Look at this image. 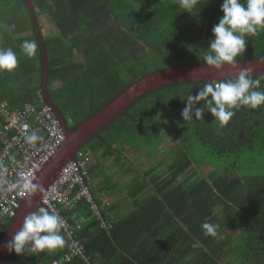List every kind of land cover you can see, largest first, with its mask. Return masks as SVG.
Listing matches in <instances>:
<instances>
[{"label":"trees","instance_id":"trees-1","mask_svg":"<svg viewBox=\"0 0 264 264\" xmlns=\"http://www.w3.org/2000/svg\"><path fill=\"white\" fill-rule=\"evenodd\" d=\"M15 1L27 8L25 0ZM30 1L31 31L9 37L8 47L0 45L18 57L16 69L0 71V99L16 107L38 106L37 92L46 93L69 129L142 76L171 65L205 63L202 52L223 15V0H199L190 13L179 7V0ZM163 24H168L164 35ZM25 40L37 44L32 57L21 48ZM41 40L49 62L45 90ZM255 44H260L255 51L264 49V30L247 37L237 61L258 58ZM208 82L217 83L177 81L147 92L92 138L96 147L82 146L93 152L110 148L105 156L117 151L130 162L126 173L132 171L130 180L136 181L131 185L133 209L112 215L115 204L104 205L91 184V198L110 229L100 227L90 202L81 199L70 208L58 204L59 216L74 227L71 238L61 229L66 246L53 253L31 252L29 241L23 253L14 252L5 264H49L72 245L82 246L90 263L75 256L62 264H264V105L234 109V117L221 127L200 101L195 108L205 107L202 121L193 116V122H185L186 96L197 95ZM166 113L175 118L167 120ZM171 134L177 142L165 146ZM197 142L208 157L204 163L191 153ZM154 152L159 158L147 157ZM3 222L7 226L10 221ZM205 222L220 225L217 236L204 234ZM3 233L0 225V237ZM234 237L243 245L231 249Z\"/></svg>","mask_w":264,"mask_h":264},{"label":"clouds","instance_id":"clouds-1","mask_svg":"<svg viewBox=\"0 0 264 264\" xmlns=\"http://www.w3.org/2000/svg\"><path fill=\"white\" fill-rule=\"evenodd\" d=\"M198 3L199 0H179V7L184 9V12L190 13ZM220 11L223 15L211 30L213 39L209 42L208 50L202 52V59L205 64L217 69L225 64L235 66L238 58L243 55L246 49L247 37L256 36L261 30H264V0H223ZM15 27L14 24L7 26L6 31L11 33ZM21 48L27 56L32 57L36 54L37 44L34 40H25L21 44ZM17 66L16 52L11 48H0V71L11 72ZM251 72V68L242 69L235 78L225 79L217 83H205L197 95H187L185 98L186 105L181 113L183 120L191 123L194 116L195 120L202 121V114L206 107L220 126L224 127L234 117V109L241 106L257 109L264 105V90H259L264 75L254 79ZM209 97L210 99H208ZM200 101H204L205 107L195 108ZM194 108L195 111H193ZM24 127L27 129L28 125ZM42 140L43 137L35 131L25 136V141L29 145H35ZM6 171L7 169L0 165V173ZM24 187L30 192L36 186L26 183ZM42 195L40 205H43L41 203ZM27 196L20 201L17 211ZM16 214L0 219V225L4 223L3 220L15 218ZM63 224L64 221L59 215L49 213L41 207L38 213L30 214L25 218L21 230L14 235L6 247L9 251L21 254L25 250L26 243L31 241L32 246L29 249L31 252L62 249L66 246V240L61 235ZM201 227L205 235L215 237L220 225L205 222ZM198 246V242L193 245V247Z\"/></svg>","mask_w":264,"mask_h":264},{"label":"built area","instance_id":"built-area-1","mask_svg":"<svg viewBox=\"0 0 264 264\" xmlns=\"http://www.w3.org/2000/svg\"><path fill=\"white\" fill-rule=\"evenodd\" d=\"M37 97L40 102L45 100L41 91L37 92ZM25 125H28L27 129ZM32 131L43 137L35 145H29L25 141V136ZM64 140L62 123L49 103L40 107L24 103L22 107H16L8 100L0 99V165L7 169L5 173H0V182L4 186L0 193V219L16 214L20 201L29 192L24 185L34 184ZM93 155L94 152L89 148L78 149L74 158L60 166L44 191L41 203L50 213L59 215L58 204L70 208L73 203L83 199L90 202V208L100 227L110 229L111 223L103 218L100 206L91 198L92 181L88 169ZM60 218L64 221L62 229L71 238L74 227L65 218ZM80 226V223L76 225L77 228ZM75 256L88 259L82 246L72 245L68 254L52 259L49 264H62Z\"/></svg>","mask_w":264,"mask_h":264},{"label":"water","instance_id":"water-1","mask_svg":"<svg viewBox=\"0 0 264 264\" xmlns=\"http://www.w3.org/2000/svg\"><path fill=\"white\" fill-rule=\"evenodd\" d=\"M40 38V37H39ZM44 51V90L47 87L46 77L48 72V58L45 55L46 49L42 44ZM251 68V76L256 74H264V59H248L237 61L235 66L223 65L217 69L212 66H208L205 63L199 65H171L162 70L151 72L145 76L140 77L133 84L125 88L120 92L112 102L104 106L103 108L96 110L87 119L82 121L77 127L69 130L64 118L61 116L55 105L47 98L45 94V100L49 103L56 116L60 119L65 131V140L62 146L57 150L55 156L51 161L45 165L44 171L40 174L35 181L36 186L31 190L27 198L22 202L20 206L19 214L11 220V223L6 227L4 234L0 239V264H5L12 255V251L7 249V245L12 241L14 235L21 230L25 218L35 213L40 207V197L50 181L55 177L59 166L64 163L65 158H74V153L82 146L87 137L97 132L105 122L112 119V116L124 111L125 108L135 99L145 95L147 92L154 90L160 86L174 83L177 81H219L227 78H235L238 76L242 69ZM80 143V144H79Z\"/></svg>","mask_w":264,"mask_h":264},{"label":"crops","instance_id":"crops-1","mask_svg":"<svg viewBox=\"0 0 264 264\" xmlns=\"http://www.w3.org/2000/svg\"><path fill=\"white\" fill-rule=\"evenodd\" d=\"M25 3L27 5V8L21 7L19 5V3L15 0H0V19H1L0 20V22H1L0 23V45L8 47L9 46V41H8L9 37H15V35L24 36L31 31L32 24H33L31 22V19L33 16L32 11H31V9L33 7V1L25 0ZM13 24L16 26L15 30L11 33L7 32L6 31L7 26H10ZM36 25L37 24L34 25L35 29H36ZM54 32H56V30ZM214 82H217V80ZM10 83H12V81ZM114 98L112 99V101L114 100ZM135 100H133L130 104H132ZM126 108H125V110H126ZM121 112H123V111H121ZM121 112L112 116V119L105 122V124L102 127H100L96 133L87 137V139L83 143H81L82 146H88V145L90 146L89 143L92 144V141H91L92 138L95 135L99 134V132L101 131V129L104 126H106L109 123H112L115 120V118L118 115H120ZM125 142H126V140L123 142V145L125 144ZM118 143L119 142H116L115 145H118ZM125 145H127V144H125ZM82 146L79 147L78 149L82 148ZM91 146L96 147V145L94 143ZM108 152H111L110 148L106 152H105V149H103V148H99V150L94 151V155L91 157V163H90V166L88 169V172L90 174L91 181H92L91 186H92L93 192H95L98 195V197L101 198L103 203L108 202L109 204L110 203L115 204L116 209L118 208V214L117 215H122L123 213H127L129 210L134 208V207L132 208V202H131V198L134 196V194H133V191H132L131 186H130V179H131L130 174L133 172L128 170L129 173H126V168L129 166L128 163H130V162H128L126 159H124V157L122 156L121 153L119 154V152H117V151H116V153L112 151L113 153H110V154H108V156H105L106 153H108ZM75 153H74V155H75ZM68 159H70V158H65L64 162L67 161ZM133 163H136V161H134ZM43 169H42V171H44ZM42 171H41V173H42ZM40 174H39V176H40ZM115 183L117 184V186L115 188L111 189V187L113 185H115ZM124 186L127 187L126 192L124 191L125 190ZM128 187H129V189H128ZM0 191H1V188H0ZM116 194H118V196H116ZM122 194L126 195L125 199H124V200H126V204L121 203V201L117 200V198L122 196ZM113 198H115L114 201H113ZM129 198H130V200H128ZM111 199H112V201H110ZM119 200H122V199H119ZM125 207H127V209ZM9 221H10L9 222V224H10L11 220H9ZM2 225L4 228V232H5L6 227H8L9 225L4 226V225H6L4 223ZM55 251H58V249L52 250L51 252L53 253Z\"/></svg>","mask_w":264,"mask_h":264},{"label":"rangeland","instance_id":"rangeland-1","mask_svg":"<svg viewBox=\"0 0 264 264\" xmlns=\"http://www.w3.org/2000/svg\"><path fill=\"white\" fill-rule=\"evenodd\" d=\"M168 29V24H163L162 25V27H161V29H160V32H161V34H165V31ZM259 45L260 44H255V46H254V48H253V51H254V54H255V56H258V58H256V57H253L252 56V58H255V59H257V60H261V59H264V49L263 50H260V51H255V48L256 47H259ZM261 53H263V56H259V54H261ZM159 65H161V62H159ZM58 83L57 82H55L54 83V85H57ZM9 102V101H8ZM41 105H43L42 104V102H40V104L38 105L39 107L41 106ZM164 118H166L167 120H173L172 118H175V116L173 115V114H171V113H166V114H164ZM65 120V119H64ZM66 123V122H65ZM177 142V139H176V137L174 136V135H169L168 136V138L165 140V142H164V145L165 146H171L172 144H174V143H176ZM94 143V141H92V144ZM90 145H92L91 143H89ZM115 146H117L118 147V145H115ZM203 147L197 142V144L196 145H194V147L192 148V152L191 153H193L194 155H196V157H197V161L198 162H200V163H204V162H206V160L208 159V157L206 156V154H204V152H203ZM114 152H116V151H114ZM150 156H152V157H155V158H159V156H160V153H158V152H154L152 155H147V157H150ZM169 156H172V155H169ZM60 167V166H59ZM201 172H202V170H200ZM205 172H207V171H209V168L208 169H205L204 170ZM148 180H150V178L148 179ZM123 182V181H122ZM134 182H136L135 181V178H134V181H132V180H130V186L132 185V184H134ZM125 187V186H124ZM0 188L1 189H3L4 188V186L2 185V184H0ZM126 189H127V187H125V192H126ZM128 189H129V187H128ZM116 196H118V194H116ZM125 194H122V196H120L119 198H117V200L118 201H121V200H119V199H122V200H124L125 199ZM114 199L115 198H113V201H114ZM128 200H130V198L128 199ZM110 201H112V199L110 200ZM109 201V202H110ZM108 202H104L103 204L104 205H109V203L107 204ZM99 205V204H98ZM40 208V207H39ZM39 208L35 211V213H38V211H39ZM126 209H127V207H125ZM19 212H20V209L17 211V214H16V216L19 214ZM113 215H116L117 216V214H118V208L117 209H114L112 212H111ZM15 216V217H16ZM2 237V236H1ZM1 237H0V239H1ZM235 245H239V246H241V245H243V241L239 238V237H234L231 241H230V248L232 249L233 247H235ZM85 261L84 262H86V263H90L89 261H88V259H84ZM236 262V261H235ZM237 262H240V260L239 261H237ZM237 262L235 263V264H237Z\"/></svg>","mask_w":264,"mask_h":264},{"label":"flooded vegetation","instance_id":"flooded-vegetation-1","mask_svg":"<svg viewBox=\"0 0 264 264\" xmlns=\"http://www.w3.org/2000/svg\"><path fill=\"white\" fill-rule=\"evenodd\" d=\"M64 128V127H63ZM69 129V128H68ZM69 130H72V129H69Z\"/></svg>","mask_w":264,"mask_h":264}]
</instances>
